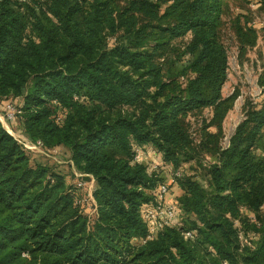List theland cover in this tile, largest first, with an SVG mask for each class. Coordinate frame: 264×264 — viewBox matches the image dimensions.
<instances>
[{"label":"trees","instance_id":"trees-1","mask_svg":"<svg viewBox=\"0 0 264 264\" xmlns=\"http://www.w3.org/2000/svg\"><path fill=\"white\" fill-rule=\"evenodd\" d=\"M229 1L0 0V112L21 102L27 140L63 149L94 181L90 215L77 181L32 163L0 123V264H264V100L244 105L222 146L239 96L221 93ZM245 1L264 18V0ZM241 21L232 32L243 55L256 32ZM257 86L264 96V63ZM146 147L171 175L195 163L203 181L169 186L175 224L144 242L142 212L165 184L133 161Z\"/></svg>","mask_w":264,"mask_h":264},{"label":"rangeland","instance_id":"rangeland-1","mask_svg":"<svg viewBox=\"0 0 264 264\" xmlns=\"http://www.w3.org/2000/svg\"><path fill=\"white\" fill-rule=\"evenodd\" d=\"M228 4L223 14L224 26L220 37L227 54V77L222 86L221 93L223 97H228L234 91H238L239 96L223 121V147H227L229 138L233 135L236 126L241 122L244 105L249 103L252 106H259L264 100V96L260 93V89L257 86L258 75L264 63V18L256 9L250 8L245 0H232ZM237 15L242 16L241 22L244 19L256 32L255 45L247 48L243 55L238 52L237 42L232 32L233 20ZM20 104L21 102L17 100L11 102V105L17 108L21 106ZM209 116L210 111L205 110L203 112V118H208ZM188 120L191 122V135L193 138H196L199 129V120L193 118H189ZM0 121L6 130L15 135H21L19 133L16 134L18 130H14L15 127H18V122H8L5 120L4 113L2 112H0ZM18 137L20 136L15 138L20 142L24 143L26 141ZM27 151L32 163H39L53 168L55 172L65 177V181L69 186L73 185L75 181H78L76 180L78 178L75 176L78 173L74 170L67 153L63 149H55L51 153L39 149ZM142 152L144 153V159L140 163L147 168L148 172L156 171L155 173L165 184L169 183L170 177L172 176L171 173L173 172L172 167L163 164V161L161 163V157L151 148L146 147ZM212 163H214V159L206 157L203 161V166H208ZM176 172L180 176L192 177L200 182L203 181V171L193 162L180 165ZM81 179L82 182L86 183V188H80L84 194V199L81 200L83 202L81 204L82 211L92 212L90 213L92 215L94 210L90 206L94 203L92 198L94 181L92 182L90 179L89 181H84V178ZM173 191V194H179L178 189ZM243 214L244 216H250L246 212H243Z\"/></svg>","mask_w":264,"mask_h":264},{"label":"built area","instance_id":"built-area-1","mask_svg":"<svg viewBox=\"0 0 264 264\" xmlns=\"http://www.w3.org/2000/svg\"><path fill=\"white\" fill-rule=\"evenodd\" d=\"M21 2H24V0H19ZM20 113L19 108L16 106L14 107L11 104H8L5 107V113L4 118L8 122L15 121L16 116ZM15 139V138H14ZM19 143H21L27 150H42V144L37 143H31L29 141H25L24 143L20 142L19 140L15 139ZM144 159V153L141 149L136 148L134 151L133 161L134 162H141ZM155 168V167H153ZM151 172V171H150ZM76 178H78L76 185L78 188H86V183L82 182L80 178H83L84 175L76 174ZM180 177V174L175 172L170 177V182L163 184L156 188V190L153 191V194H156L155 201L153 205H150L149 207H146L142 212V217L145 222L148 223V234L146 235V239L144 240H152L158 232L163 230L166 227H172L175 224V208L172 204L165 203L164 199L167 195L168 188L171 185H174L176 183V179ZM83 202L80 200L77 202L78 206H82ZM92 213V212H90ZM94 213V212H93ZM190 234L186 233L185 238H190Z\"/></svg>","mask_w":264,"mask_h":264},{"label":"crops","instance_id":"crops-1","mask_svg":"<svg viewBox=\"0 0 264 264\" xmlns=\"http://www.w3.org/2000/svg\"><path fill=\"white\" fill-rule=\"evenodd\" d=\"M0 123H1V121H0ZM2 125V124H1ZM3 126V125H2ZM5 129V128H4ZM6 130V129H5ZM14 130H18V132L16 133V134H21V135H15V134H13L12 132H9L8 130H6L13 138H15V137H17V136H20V137H18V138H22V140H27V138L25 137V135L23 134V132H22V128H21V126L18 124V127H15V129ZM16 139V138H15ZM90 179V181H92L93 182V179L90 177L89 178ZM93 188V187H92Z\"/></svg>","mask_w":264,"mask_h":264}]
</instances>
